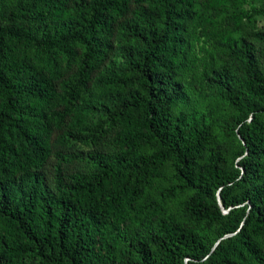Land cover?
Instances as JSON below:
<instances>
[{
  "label": "trees",
  "instance_id": "trees-1",
  "mask_svg": "<svg viewBox=\"0 0 264 264\" xmlns=\"http://www.w3.org/2000/svg\"><path fill=\"white\" fill-rule=\"evenodd\" d=\"M228 1L246 0H0V264H264V54L222 35L235 60L214 69L220 124L184 83L198 67L197 3ZM122 30L137 45L96 79ZM96 112L118 149L80 168L54 134ZM159 188L182 197V215Z\"/></svg>",
  "mask_w": 264,
  "mask_h": 264
},
{
  "label": "rangeland",
  "instance_id": "rangeland-1",
  "mask_svg": "<svg viewBox=\"0 0 264 264\" xmlns=\"http://www.w3.org/2000/svg\"><path fill=\"white\" fill-rule=\"evenodd\" d=\"M225 5L226 8L215 9L197 3L196 10L199 18L195 26L199 39H196L195 42L199 53L198 67L196 73L190 72L184 82L185 85H188L186 91L191 97V107L195 111L203 113L218 112L217 124H220L221 118L229 113V109L224 102H218L216 98H213L215 94L213 85L218 73L214 69H221L223 63L229 65L235 60L233 55L220 50L221 45H223L222 35L230 34L238 41H251L264 54V40H259L256 37L257 33H260L261 37L264 35V12H261L264 9V0H246L238 6H232L228 1ZM238 12L247 15L239 26L236 25L233 18V14ZM131 41L133 45H137V42L123 30L116 34L114 39L115 48L111 58L102 71L95 74L96 79L104 74L110 75L113 72H120L122 61L128 52ZM205 62L208 63L206 66ZM95 88L99 89L97 86ZM84 111L81 110L80 112L84 113ZM115 130L116 125L100 115L99 112L91 113L85 124H82L78 120L77 114H74L67 117L64 129L56 131L54 139L57 148L64 154H77L74 163L78 167L87 168L86 155L88 152L93 150L114 152L118 149L114 140ZM216 135L221 142L238 143L236 138L231 141L227 137L225 129L221 126H216ZM58 160V156L54 155L47 165L46 170L50 177H53L55 173ZM166 182L167 180H162V185ZM152 192L157 194V199L164 201V206L169 213L183 214L182 197L169 199L166 195H162L161 188Z\"/></svg>",
  "mask_w": 264,
  "mask_h": 264
},
{
  "label": "water",
  "instance_id": "water-1",
  "mask_svg": "<svg viewBox=\"0 0 264 264\" xmlns=\"http://www.w3.org/2000/svg\"><path fill=\"white\" fill-rule=\"evenodd\" d=\"M223 207V209L225 210V208H224V206H222ZM226 211V210H225Z\"/></svg>",
  "mask_w": 264,
  "mask_h": 264
}]
</instances>
